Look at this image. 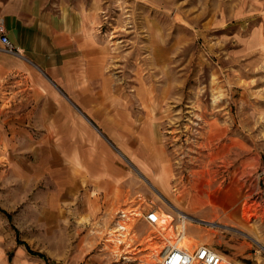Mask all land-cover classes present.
<instances>
[{
    "label": "rangeland",
    "instance_id": "rangeland-1",
    "mask_svg": "<svg viewBox=\"0 0 264 264\" xmlns=\"http://www.w3.org/2000/svg\"><path fill=\"white\" fill-rule=\"evenodd\" d=\"M75 1L95 13L112 150L136 192L130 206L87 220L49 212L44 194L0 189V231L20 239L30 264H159L151 248L167 240L141 214L125 246L112 241L116 213L145 204L174 215L168 229L185 216L192 248L264 264V0Z\"/></svg>",
    "mask_w": 264,
    "mask_h": 264
},
{
    "label": "crops",
    "instance_id": "crops-1",
    "mask_svg": "<svg viewBox=\"0 0 264 264\" xmlns=\"http://www.w3.org/2000/svg\"><path fill=\"white\" fill-rule=\"evenodd\" d=\"M94 14L75 0H0L15 48L6 52L0 38V189L44 194L49 212L87 220L130 206L136 192L112 150V76L89 37ZM20 243L0 231V264H30Z\"/></svg>",
    "mask_w": 264,
    "mask_h": 264
},
{
    "label": "built area",
    "instance_id": "built-area-1",
    "mask_svg": "<svg viewBox=\"0 0 264 264\" xmlns=\"http://www.w3.org/2000/svg\"><path fill=\"white\" fill-rule=\"evenodd\" d=\"M0 38L6 52L14 53L15 48L9 39L3 18H0ZM142 205V206H141ZM133 205L130 210L121 209L114 217L115 233L122 237L119 246H125L129 235L131 219L140 215L151 226H157L159 221V210L153 205ZM125 256L124 259H127ZM223 254L208 244H197L191 249L179 247L174 243H166L160 253L159 264H224ZM230 264H235L230 262Z\"/></svg>",
    "mask_w": 264,
    "mask_h": 264
},
{
    "label": "bare ground",
    "instance_id": "bare-ground-1",
    "mask_svg": "<svg viewBox=\"0 0 264 264\" xmlns=\"http://www.w3.org/2000/svg\"><path fill=\"white\" fill-rule=\"evenodd\" d=\"M162 184L164 186V191L167 193L166 181H163ZM174 201L175 202L179 201V199H175ZM159 215L160 217H159L158 225L155 227L159 233L164 235L165 239L167 240L166 243L170 242L178 245L179 247L191 249L192 246L194 245V241L189 237L187 233L186 217L182 216L183 219L180 224H177L175 227L172 226L170 229H168V227L171 226L170 225L171 222L175 219L174 215L167 211H161ZM115 231H116L115 229H112V235L114 236V238H112V241L116 244L117 247V245H119V242H121L123 238L120 237L119 234L115 233ZM161 247H162L161 245H155L151 248L152 256H154L156 260L159 258ZM222 259L224 264H230L231 262L225 255H223Z\"/></svg>",
    "mask_w": 264,
    "mask_h": 264
},
{
    "label": "trees",
    "instance_id": "trees-1",
    "mask_svg": "<svg viewBox=\"0 0 264 264\" xmlns=\"http://www.w3.org/2000/svg\"><path fill=\"white\" fill-rule=\"evenodd\" d=\"M43 256V255H42Z\"/></svg>",
    "mask_w": 264,
    "mask_h": 264
}]
</instances>
